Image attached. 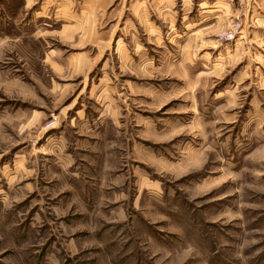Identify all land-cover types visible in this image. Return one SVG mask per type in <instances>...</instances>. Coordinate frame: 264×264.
Here are the masks:
<instances>
[{
	"label": "rangeland",
	"instance_id": "rangeland-1",
	"mask_svg": "<svg viewBox=\"0 0 264 264\" xmlns=\"http://www.w3.org/2000/svg\"><path fill=\"white\" fill-rule=\"evenodd\" d=\"M0 3V264L264 263V33L241 9L184 77L169 60L125 74L112 44L84 81L51 77L41 21ZM115 7L118 40L139 24Z\"/></svg>",
	"mask_w": 264,
	"mask_h": 264
},
{
	"label": "crops",
	"instance_id": "crops-1",
	"mask_svg": "<svg viewBox=\"0 0 264 264\" xmlns=\"http://www.w3.org/2000/svg\"><path fill=\"white\" fill-rule=\"evenodd\" d=\"M110 1L112 0H21L22 10L19 15L27 17V24L41 21L37 23L42 25L38 36L43 35L45 46L42 62L51 77H83L85 81V77H89L112 44L118 50L116 58L121 67L118 70H123L125 74L132 70V66L137 65L141 73L146 74L149 67L157 66L158 70L169 63V60L173 67L171 76H185L186 70L189 73L196 69V48L204 50L208 46L204 37L217 25L225 26L233 11L238 12L240 9L242 20L246 21L248 18L251 22V35L264 33V5L260 4L264 0H253L254 6L250 4V0H235L236 4H242L239 9L231 7L232 0H121L126 4L129 14L136 18L139 27L135 31L130 27L127 30L123 28L124 32L119 33L122 36L117 40V31L109 28L112 25L109 21L113 19L117 8L105 11ZM110 13L112 15L108 18ZM36 31L32 28L28 35ZM139 33L144 36V42L136 41ZM148 44L156 49L153 55L147 52ZM166 46L171 52L165 51ZM69 48L77 50L64 52ZM164 52L171 60L164 58ZM207 54L206 51L202 54L204 72L209 71ZM105 60L107 61V57ZM101 77L97 78L95 84L102 80L110 84L111 77L116 75L102 72ZM201 77L209 76L204 74ZM110 88H107L108 91H103V88L98 93H104L102 96L108 98L107 104L113 99ZM92 91L91 86L88 87L87 95ZM73 104V101L67 103L64 111L68 113ZM80 109L79 105L73 110L78 119Z\"/></svg>",
	"mask_w": 264,
	"mask_h": 264
},
{
	"label": "built area",
	"instance_id": "built-area-1",
	"mask_svg": "<svg viewBox=\"0 0 264 264\" xmlns=\"http://www.w3.org/2000/svg\"><path fill=\"white\" fill-rule=\"evenodd\" d=\"M240 31V24L237 20H233L228 28L219 34V38L225 41H229L235 38Z\"/></svg>",
	"mask_w": 264,
	"mask_h": 264
},
{
	"label": "trees",
	"instance_id": "trees-1",
	"mask_svg": "<svg viewBox=\"0 0 264 264\" xmlns=\"http://www.w3.org/2000/svg\"><path fill=\"white\" fill-rule=\"evenodd\" d=\"M218 263H221V262H218ZM264 264V263H263Z\"/></svg>",
	"mask_w": 264,
	"mask_h": 264
}]
</instances>
